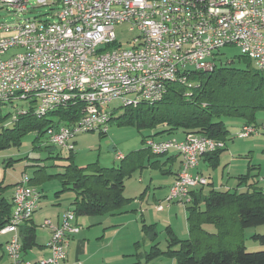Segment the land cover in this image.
Returning <instances> with one entry per match:
<instances>
[{
    "label": "built area",
    "instance_id": "1",
    "mask_svg": "<svg viewBox=\"0 0 264 264\" xmlns=\"http://www.w3.org/2000/svg\"><path fill=\"white\" fill-rule=\"evenodd\" d=\"M14 12L26 14L34 5L58 6L50 21H20L0 25V93H10L14 100L29 102L27 109L56 106L79 90L83 82L90 87L103 86L102 96L90 93L85 99L78 121L58 124L45 134V144L68 150H76L75 138L84 133L98 132L107 135L110 123L102 111H89V103L100 99L108 105L116 100H147L139 98V87H146L152 95L167 96L169 87L155 85L159 75H177L179 70L217 66L216 53L235 47L240 54L253 60L264 70V0H0ZM128 7H136L135 15H128ZM128 24L130 32H137L132 47L109 50L118 43L116 28ZM237 37L236 45L221 46L220 38ZM15 54L6 57L9 52ZM186 81L189 91L190 79ZM131 81L132 89L114 93L116 82ZM46 86L43 99L25 95L11 97V89ZM57 89L67 90L66 98H57ZM188 93V92H187ZM42 119V118H38ZM98 121H105V128H98ZM254 126L246 125V133L237 137L248 138L256 134ZM148 151L153 155L177 152L182 158V169L170 189L167 198L156 205L163 212L173 205L189 206L192 193L209 185V179L201 174V158L226 147L224 142L201 134H187L183 140L170 138L145 139ZM118 161L125 154H116ZM25 175L13 190L12 214L0 234H10L6 252L11 264H34L23 258L20 229L32 220L40 207L41 192L33 185H26ZM264 190V176L259 177ZM77 215L66 211L60 224L46 219L42 227L50 232L47 247L49 258L37 264H69L67 250L70 239L80 232Z\"/></svg>",
    "mask_w": 264,
    "mask_h": 264
},
{
    "label": "trees",
    "instance_id": "2",
    "mask_svg": "<svg viewBox=\"0 0 264 264\" xmlns=\"http://www.w3.org/2000/svg\"><path fill=\"white\" fill-rule=\"evenodd\" d=\"M216 56L215 71L190 73L191 84L198 87L188 91L185 85L170 82L167 85L168 94L161 100L162 102L156 105L141 103L137 107H125L126 114L120 123L136 125L139 129L149 128L157 135L174 136L177 132L185 135L201 134L225 144L231 139L232 133L224 119L242 118L245 119L244 126L254 125L256 112L264 110V70L254 68V61L242 54L235 56L234 59H228L224 58L220 51ZM239 64H245V67H239ZM187 92L192 93L190 98L187 97ZM5 103L0 101V150L10 147L11 141L16 145L21 137L31 132H36V140H44L47 130L54 125L78 121L82 107L85 106V102L77 99L69 103L70 107L63 106L46 115H40L35 110L34 113L20 112L14 116V122L11 123L13 113H5ZM91 109L89 106V110ZM112 120L114 118L112 119L110 114V123ZM224 150L225 148L207 155L214 166L218 165L220 154ZM255 169L257 168L252 167L250 171ZM127 177L128 174L123 167L107 169L92 165L88 168H79L69 165L64 173L48 175L47 179H59L62 182L63 190L58 192L57 196L68 190L75 194L72 210L78 217L121 212L129 203L123 195ZM256 178L257 175L249 173L241 175L236 189L226 191L213 189L204 198L201 195L194 197L196 192L194 191L193 201L188 206L191 238L194 233H202L211 238L221 239L233 235L235 230L264 226V190ZM34 182L35 178H31V184ZM210 185L209 183L208 186ZM9 187L0 184V229L7 225L12 214V203L10 205L3 197ZM204 202L205 210L202 208ZM226 211L231 214H226ZM229 219H233V222ZM206 223L217 225L218 232L206 231L204 229ZM25 225L21 227V231ZM28 233L23 251L34 241V229H30ZM252 238L264 246V234H255ZM171 243L167 254L175 257L181 264H264V251L248 252L243 245H238L235 249L218 251L207 249L199 256L198 240L172 238Z\"/></svg>",
    "mask_w": 264,
    "mask_h": 264
},
{
    "label": "rangeland",
    "instance_id": "3",
    "mask_svg": "<svg viewBox=\"0 0 264 264\" xmlns=\"http://www.w3.org/2000/svg\"><path fill=\"white\" fill-rule=\"evenodd\" d=\"M34 7L35 8L26 12V14H19L7 6L0 5V25L34 19L39 21L47 20L51 23L57 20L55 15L58 12V6L38 7L34 5ZM129 28L130 26L128 24L117 26L116 36L118 43L111 46L109 50L118 49L120 47L129 49L132 47V40L137 32H130ZM222 53L224 54V58L228 59H234L235 56L240 54L239 50L235 47L225 48L222 50ZM13 54H15V51L9 52L6 57ZM238 66L244 68L245 64H239ZM253 67L257 68L255 62H253ZM28 107L29 102L16 100L13 104L5 106L4 111L5 113L12 112L15 114L17 110L21 108L27 109ZM102 110L105 113L112 114V119L114 118L110 123L108 134L101 135L98 132H91L77 136L75 138L76 150L74 153L65 149L61 150L57 147L48 146L45 144L46 140H36V132H31L26 136L21 137L16 145H14V141H11L12 145L10 147L0 150V183L4 186H10L9 190L11 191V186L15 183L21 182L25 175L32 178L35 176L37 170L45 171L46 174L50 175L64 173L66 167L69 165L79 168H88L92 165H98L101 168L107 169L120 168L123 165L126 169H129L133 166V161L137 162L139 160V154L143 155V158L145 159L144 163H148L149 159H151V161H156L165 158L157 157V155H153L148 151L145 144V139L148 137L153 136L155 139L179 138L178 140L180 141L182 139L181 137L184 135L182 132H177L174 136H168L167 134L157 135L156 132L149 128L139 129L136 125L121 124L120 120H122V117L126 114V108L121 100H116L109 105L103 106ZM255 118L256 121L253 123L254 125L248 126H254L257 129V132L256 134L250 135L248 138L235 137L234 135L241 132L243 133L244 129L242 131V126L245 124V119L235 117L224 119L228 129L232 133L231 139L226 142L228 147L222 152L221 158H219L220 162L217 166L212 167L209 164H202V170L207 177H210L211 180H213L216 189H222L223 191L228 189L234 190L239 186L237 180L240 175H246L249 173L256 176L259 171L264 173V110L257 111ZM8 126H10V124ZM119 152H122L125 154V157L128 156V158L124 161H118L116 159V154ZM240 163L243 164V167L238 166ZM249 165H255L257 169L250 171V168L248 170ZM137 167L138 168L133 171V175L126 181V190L128 191H125V194L128 197H137L138 199L144 194L145 205L151 203L146 206L148 213L146 214L145 219L148 222L151 221L150 223L158 225L159 236L157 242L159 243V247L163 250L167 248L169 236L166 229L170 225L175 229L181 239H190L191 235L189 234V228L187 225L186 209H175L172 214L173 220H169L164 214L162 215L161 213L156 212L157 203L154 202L156 199H154V193H156V197L158 198V183L161 179H165L167 182V176L162 175L160 170H154L151 168L142 169L140 166ZM142 170L143 172L141 174ZM151 176H153L152 180ZM261 176H264V174ZM141 177L145 179V184L136 185L139 184V179ZM151 181H153L152 186L150 185ZM166 182H164L162 189L166 186ZM149 185L150 189H148ZM212 186L213 185H210L206 188L207 193L212 189ZM260 186L262 187L261 183ZM147 189L148 192L146 193ZM9 194L10 192L8 195ZM63 195L65 196L68 194L66 192ZM51 196H54V192ZM70 196H74V193L70 192ZM154 207V210L151 209ZM202 208L205 210V202ZM126 209H132L130 212L134 213L135 211L133 210H138V207L133 203L126 206ZM139 213L141 214V211ZM226 214L230 215L231 212L229 214L226 211ZM229 221L233 222V219H229ZM204 229L210 233L218 232V226L214 223H206ZM181 230L186 231V238H182L181 234L183 233L180 232ZM129 231H132L131 228H129ZM255 234H264V226L239 229V231L235 230L233 235L221 239L218 237L211 238L202 233H194L192 234L191 239L193 241L198 240L200 243V245H198L199 256H201V254L207 249H212L214 251L221 249H235L238 245L245 246L248 252L264 251V246L258 241L253 240L252 236ZM124 237H126L125 233ZM143 241H145V238L142 237V243H144ZM259 247L261 249H258ZM144 249L145 247H143L141 252H144ZM149 251L150 250H147V252ZM151 264L156 263L152 262Z\"/></svg>",
    "mask_w": 264,
    "mask_h": 264
},
{
    "label": "crops",
    "instance_id": "4",
    "mask_svg": "<svg viewBox=\"0 0 264 264\" xmlns=\"http://www.w3.org/2000/svg\"><path fill=\"white\" fill-rule=\"evenodd\" d=\"M244 127L245 126L243 125L242 129ZM234 135L235 137L237 136L236 134ZM181 138V140H183L185 138V134ZM166 139L170 138H161L159 140ZM227 147L228 145L226 144L225 150L227 149ZM157 157L165 158L156 161H151V159H149L148 163H144L145 159L143 158V155L139 154V160L137 162L133 161V166L131 168L126 169L122 165V167L128 174V177L125 180V187L123 192L124 197L129 200V203L126 204V206L134 203L137 205L138 210H133L135 212L132 213L130 212L132 209H126L125 206L121 212L114 214L107 213L94 216L81 215L77 217L76 224L80 227V232L70 239V244L67 250V262L69 264H151L152 262H155L156 264H181L175 257L167 254L169 252L168 249L172 245V238L175 240H183L179 237L178 233H176L175 229L171 225L166 229L169 236L168 246L165 250L161 249L159 247V243L157 242L159 236L158 225L155 223H150L151 221L148 222L145 219V216L148 213L146 206L150 205L151 203L145 205L144 194L140 197V199H138L137 197H128L125 194V191H128L126 190L127 179H129L133 175V171L138 168L137 166H140L142 169L151 168L154 170H160L162 175L167 176V182L165 179H161V181H159V190H157L159 191L157 192L159 194V197L157 198L156 193H154V199L156 198L154 202L159 204L167 198L170 189L172 188L182 169V158L179 153L175 151ZM127 158L128 156L126 157V159ZM209 159L210 157L207 155L201 158L200 167L198 170L205 177H207V175H205L204 171L202 170V164L205 163V165L209 164L212 167L214 166V163L209 161ZM238 166L243 167V164L240 163L238 164ZM252 167L256 166L249 165L248 170ZM40 171L41 172H37L35 176L32 177L35 178V182L31 184L36 188H41L40 190L37 188L42 194L40 207L34 214L32 220L24 226L23 230L21 231L20 229L21 242L23 244L25 238H27L29 234L28 231L30 229H34V241L31 245L26 246L23 251V258L26 261L32 262L34 264H37L41 260L49 258L50 256V250L47 247L48 241L50 239V232L42 227L43 222L46 219H51L54 222L60 224L63 214L66 211L72 210V204L75 199V194L74 196H70V190L66 191L68 195L64 196L63 194L66 193L64 192L57 196L56 194L63 190L62 182L59 179L49 180L47 179V176L50 174H46V172L42 170ZM142 172L143 170L141 171V174ZM262 174L264 173L260 171L257 173V181L258 177H260ZM152 177L153 176H151V180ZM207 178L209 179V183L213 185L211 190H222L216 189L213 184V180H211L210 177ZM153 181L150 182L151 186ZM164 182H166V186L162 189ZM237 183L239 184L240 181L237 180ZM16 184L17 183L11 186V191L9 190V187L8 191L3 194V197L6 198L10 205L12 203L14 186ZM140 184H145V179H143V177L139 179V184L136 185ZM150 185L148 186V189H150ZM207 187L200 188L201 190H196L194 197H198L201 195L204 198L205 196H207L211 191L210 190L207 193ZM148 189L146 193L148 192ZM9 192L10 194L8 195ZM53 192L54 196L52 197L51 194ZM151 209L154 210L155 207ZM175 209H186L187 225L189 228V234L191 235L190 225L188 222V206L183 207L174 205V207L171 206L170 208H166L163 212H158L157 210L156 212L161 213L162 215L164 214L169 220H173L172 214ZM140 211L141 214L139 213ZM129 228H131L132 231H129ZM180 232L183 233L181 234L182 238H186V231L181 230ZM124 233L126 237H124ZM142 237L145 238V241H143L144 243H142ZM10 238V234H0V264H11L6 252V244L9 242ZM143 247H145L144 252H141V250H143ZM258 249L261 248L259 247ZM147 250L150 251L147 252ZM153 253L154 255H152Z\"/></svg>",
    "mask_w": 264,
    "mask_h": 264
},
{
    "label": "bare ground",
    "instance_id": "5",
    "mask_svg": "<svg viewBox=\"0 0 264 264\" xmlns=\"http://www.w3.org/2000/svg\"><path fill=\"white\" fill-rule=\"evenodd\" d=\"M11 1H20V0H11ZM136 14V7H128V15H135ZM27 21H34V20H27ZM237 44V37H228V38H220V45L221 46H229V45H236ZM215 67H202L200 69H187V70H179V76L177 75H159L158 78H155V85H167L170 82H179L186 86V81H181V78L189 79V75L191 72H202V73H211L215 71ZM198 85L191 84L189 85V89L196 88ZM132 89V82L131 81H122L116 82L114 86V93H124V91H130ZM95 95V96H102L103 94V86H95L90 87V82H83L80 85L79 90H76L74 93H71L68 96V104L74 100L80 99L81 101L85 102V99H81L88 94ZM43 94H46V86H38L37 88H14L11 89V97H18L20 95H25L30 98L36 99H43ZM192 93L188 92L187 97H191ZM67 97V90L65 89H57V98H66ZM139 98L140 99H147V100H136L134 98H127V100H122L124 107L130 106H137L141 103L146 104H156L160 102L164 97L159 95H152L150 97V92L146 89V87H139ZM10 100V93H0V101L8 102ZM113 102H109L111 104ZM106 103L100 101V99H93L89 103L90 108L89 111H102L103 117H105V121L110 123V114L103 112L102 107L105 106ZM66 106L65 101H58L56 102V106H47L44 108L35 109V111L40 115L50 114L61 107ZM105 121H98V128H105ZM244 129V131H243ZM242 129L243 133H246V127ZM242 133V132H241ZM26 185H31L30 178H26Z\"/></svg>",
    "mask_w": 264,
    "mask_h": 264
}]
</instances>
